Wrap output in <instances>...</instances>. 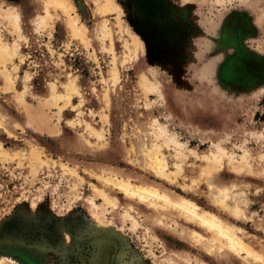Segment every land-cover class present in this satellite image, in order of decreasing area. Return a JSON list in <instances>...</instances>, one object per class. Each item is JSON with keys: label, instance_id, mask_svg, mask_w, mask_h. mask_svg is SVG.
Listing matches in <instances>:
<instances>
[{"label": "rangeland", "instance_id": "rangeland-1", "mask_svg": "<svg viewBox=\"0 0 264 264\" xmlns=\"http://www.w3.org/2000/svg\"><path fill=\"white\" fill-rule=\"evenodd\" d=\"M45 1L31 2L39 10L24 19L0 5V38L20 45L7 64L12 89L0 72V146L10 155L0 158V256L14 260L4 264H254L198 246L193 233L205 241L212 234L178 213L127 199L95 178L101 171L194 202L264 259V0H162L172 36L182 33L162 44L120 0L51 5L40 26ZM5 10L19 15L21 36ZM75 23L85 27L84 40L74 35ZM61 95L70 100L55 103ZM159 125L183 152L157 137ZM212 142L237 161L247 150L251 170L233 173L225 159L215 178L203 176ZM153 146L172 182L148 169ZM94 188L117 208H103ZM225 189L226 204L239 205L244 217L218 206Z\"/></svg>", "mask_w": 264, "mask_h": 264}, {"label": "bare ground", "instance_id": "bare-ground-1", "mask_svg": "<svg viewBox=\"0 0 264 264\" xmlns=\"http://www.w3.org/2000/svg\"><path fill=\"white\" fill-rule=\"evenodd\" d=\"M216 1L222 2V0H216ZM69 2L70 0L45 1L44 14L39 23L40 26L44 24L48 16L50 17V13L48 10L49 6L53 5L54 7L56 6L66 7ZM108 4L109 6H112L111 0L108 1ZM118 8H119L118 6H115L114 10ZM4 14H5L6 20L13 27L14 31L15 32L17 31L18 36H21V33H20L22 31L21 22H20L21 20L17 12L15 10H5ZM73 18H75V16ZM263 20H264V17H263ZM77 21L78 20H76V22ZM77 24L76 23L74 24L75 25L74 30L72 31L76 37H79L84 40L86 36L85 27L83 25L80 27ZM19 50H20V45L18 43H15L14 46L11 48L3 44L0 38V66L1 65L3 66V68L0 67V72L5 78L4 79L5 82H7V85L9 86L8 88L9 90L14 87V80L8 70L7 64L13 63L14 59H16L18 56ZM150 91H152V89L149 90V92ZM62 98H66L65 95H61L59 98H56L55 103H57L58 100ZM66 99L69 101L70 97ZM62 109L63 108H61V110ZM0 128H2L1 123H0ZM86 128H87V131L90 132V134L101 136L98 132L95 131V129L90 124L86 123ZM157 130H158L157 137L163 138L165 146L174 147L176 150L175 152H177L178 154L180 152H183L184 144L178 141V137L175 134L171 133L166 127L161 126V125H159V128ZM254 135L259 136V137L262 136L260 132H256L254 133ZM98 138L102 139L101 137H98ZM221 142H212L211 148L209 147L210 148L209 154L203 155L202 161L203 163H205V168L202 172L203 176H205L209 180H212L213 178H215L218 172L222 169L225 159H228L229 161L228 163L230 165L229 167L232 169L233 173H236V172L242 173L244 170L243 169L244 166L248 167L251 170L252 167L250 166V163H249L250 153L247 150L244 151L243 156L240 157L241 159L240 160L238 159L239 161H237L235 154L234 153L229 154L227 150L223 147V143ZM9 156H10L9 153L0 146V158L8 159ZM35 160L40 161L38 157H35ZM167 162H166V159L160 155L159 149L156 146L155 147L153 146V149L149 150V153L147 155V163H146L148 169L151 172H153L156 176L161 177V178H166L169 181H171L170 176L166 174L168 171ZM179 173H181V170L179 171ZM94 176L96 179H98L100 182L104 183L105 185L112 186L114 189L118 190L119 193L123 194L127 199L131 201H138L139 203L148 205L155 210L156 209L158 210L159 208H161L170 213H175V214L178 213L183 218H185L189 223L195 224L212 234L213 240L205 241V239L202 236H200L197 233H193L191 238L195 241V243L198 246L202 245V247H205L206 249L211 248V250L218 248L220 251H226L234 256L243 258L246 261H251L254 264H264V259L258 254V252L254 251L251 246L245 243V241L240 237L238 230L225 225V223H223L222 220L218 218L216 215L210 212H202L201 208L194 202L188 199H185V198L174 199L167 194L161 193L159 190L153 187L134 185L128 179L118 178L116 176H113L112 174L107 173L106 171H101L100 173L94 172ZM94 192L99 197L102 198L103 208L106 205L111 206L114 210L117 208V200L113 199L106 192L98 188H94ZM218 195L220 197L218 200V206H220L226 212H228V214H231L232 216H235L236 218L244 217L245 214L239 205L235 207H230L226 204L227 199L230 198L229 193L226 189L219 190ZM89 204L92 206L93 209L97 211L100 210V207L95 203V200L93 199L89 200ZM94 218L99 223H102L97 213H94ZM125 218L126 219L130 218V216L126 213L124 219ZM138 226L139 225L136 223V221L135 222L133 221V227L137 228ZM6 259L7 261H10V263H14V260L10 257L0 256V264H4V260Z\"/></svg>", "mask_w": 264, "mask_h": 264}, {"label": "trees", "instance_id": "trees-1", "mask_svg": "<svg viewBox=\"0 0 264 264\" xmlns=\"http://www.w3.org/2000/svg\"><path fill=\"white\" fill-rule=\"evenodd\" d=\"M120 3L135 8L141 27L143 30H148V36L154 39V42L162 44L161 41H165L166 39L174 38L179 40L177 38H181V30H178L179 34L175 37L172 36L175 33L176 27H174L173 22H168L164 18L162 13L164 3L162 0H120ZM34 84L38 88H42L43 85L38 80H34Z\"/></svg>", "mask_w": 264, "mask_h": 264}, {"label": "crops", "instance_id": "crops-1", "mask_svg": "<svg viewBox=\"0 0 264 264\" xmlns=\"http://www.w3.org/2000/svg\"><path fill=\"white\" fill-rule=\"evenodd\" d=\"M34 1L37 0H0V5L5 4L4 6L7 7H15L21 12L24 19L32 17L35 14V11L39 10V7L32 5L31 2Z\"/></svg>", "mask_w": 264, "mask_h": 264}]
</instances>
